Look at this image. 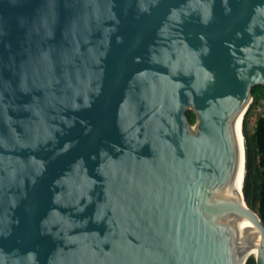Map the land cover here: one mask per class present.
Listing matches in <instances>:
<instances>
[{"label": "water", "instance_id": "95a60500", "mask_svg": "<svg viewBox=\"0 0 264 264\" xmlns=\"http://www.w3.org/2000/svg\"><path fill=\"white\" fill-rule=\"evenodd\" d=\"M259 85L264 0H0V264H264Z\"/></svg>", "mask_w": 264, "mask_h": 264}, {"label": "trees", "instance_id": "16d2710c", "mask_svg": "<svg viewBox=\"0 0 264 264\" xmlns=\"http://www.w3.org/2000/svg\"><path fill=\"white\" fill-rule=\"evenodd\" d=\"M252 102L241 123L244 163L241 193L246 205L253 210L264 225V86L251 89ZM192 126L195 116L186 113ZM245 264H254L250 256Z\"/></svg>", "mask_w": 264, "mask_h": 264}, {"label": "bare ground", "instance_id": "6f19581e", "mask_svg": "<svg viewBox=\"0 0 264 264\" xmlns=\"http://www.w3.org/2000/svg\"><path fill=\"white\" fill-rule=\"evenodd\" d=\"M240 132H241V124H240V120H239V148H241V145H243V139H241V137H240ZM241 165H242V162H241V164H239V169H238V172H237L236 180L234 182L239 198H240V191H241V180H242V177H243V170H242V166ZM242 226L243 227H249V224L244 222V223H242ZM253 255H255L254 252L250 253L248 256L250 257V256H253Z\"/></svg>", "mask_w": 264, "mask_h": 264}]
</instances>
